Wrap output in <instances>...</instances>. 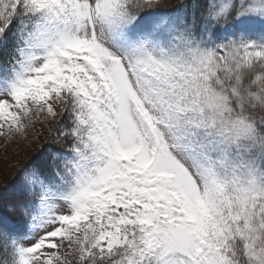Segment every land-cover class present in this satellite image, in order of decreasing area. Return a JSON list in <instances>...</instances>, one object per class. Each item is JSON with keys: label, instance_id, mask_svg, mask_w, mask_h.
Returning a JSON list of instances; mask_svg holds the SVG:
<instances>
[{"label": "snow or ice", "instance_id": "obj_1", "mask_svg": "<svg viewBox=\"0 0 264 264\" xmlns=\"http://www.w3.org/2000/svg\"><path fill=\"white\" fill-rule=\"evenodd\" d=\"M0 170V264H264V0H0Z\"/></svg>", "mask_w": 264, "mask_h": 264}, {"label": "rangeland", "instance_id": "obj_2", "mask_svg": "<svg viewBox=\"0 0 264 264\" xmlns=\"http://www.w3.org/2000/svg\"><path fill=\"white\" fill-rule=\"evenodd\" d=\"M13 152H17L16 155H13ZM32 155L31 152H25L23 149H16L15 146L13 148L9 149V156L13 163H18L20 165H23L27 159ZM3 172V170H0V173ZM6 175L13 174L14 170H7ZM11 174V175H12Z\"/></svg>", "mask_w": 264, "mask_h": 264}, {"label": "trees", "instance_id": "obj_3", "mask_svg": "<svg viewBox=\"0 0 264 264\" xmlns=\"http://www.w3.org/2000/svg\"><path fill=\"white\" fill-rule=\"evenodd\" d=\"M170 3H171L172 5H177V4L179 3V0H170ZM30 157H31V156H30ZM30 157H29V158H30ZM11 174H12V173H11ZM11 174L6 175L5 171H3V172L0 173V188H2L4 184H7V183H9V182L12 180V177H13V175L15 174V172H14L12 175H11ZM8 196H9V198H11V199H15L16 196H17V194H16L15 192H10V193L8 194ZM17 218H18V217H17Z\"/></svg>", "mask_w": 264, "mask_h": 264}]
</instances>
